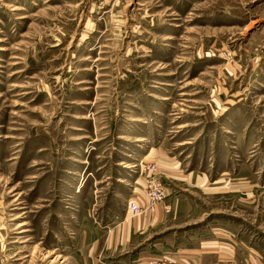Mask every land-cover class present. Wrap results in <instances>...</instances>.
I'll list each match as a JSON object with an SVG mask.
<instances>
[{
	"label": "rangeland",
	"instance_id": "374dc122",
	"mask_svg": "<svg viewBox=\"0 0 264 264\" xmlns=\"http://www.w3.org/2000/svg\"><path fill=\"white\" fill-rule=\"evenodd\" d=\"M157 206L264 264V0H0V264H176Z\"/></svg>",
	"mask_w": 264,
	"mask_h": 264
},
{
	"label": "crops",
	"instance_id": "0c3cea01",
	"mask_svg": "<svg viewBox=\"0 0 264 264\" xmlns=\"http://www.w3.org/2000/svg\"><path fill=\"white\" fill-rule=\"evenodd\" d=\"M175 211L177 214L178 211L177 207L175 208L173 213ZM166 220H167V215L164 214L163 208L161 206L155 207L151 216L150 230L147 234L142 235V237L150 236L149 238H151V236H155L150 240L151 241L150 250L153 253L154 258H160L162 256L171 257L174 258L176 264H188V261L194 259V257H192V255L194 254L197 255L200 254L201 255L200 260L202 261L211 259L210 257L205 258L206 253L208 254L213 253L214 250L218 249L217 248L218 246L213 245L212 247L211 245L213 243L207 244V242L209 241H205L206 239H203V242H201L200 244L199 250H186V248H183L182 246L184 243L188 245L189 238L184 236L180 237L179 235L177 236L174 235L178 232L173 233L169 231L173 229V227H168ZM151 229H152V233L150 235ZM126 232L128 234L129 230L126 229ZM136 233L137 232L133 230L130 234H136ZM208 238H213V236H208Z\"/></svg>",
	"mask_w": 264,
	"mask_h": 264
},
{
	"label": "built area",
	"instance_id": "2783aa9c",
	"mask_svg": "<svg viewBox=\"0 0 264 264\" xmlns=\"http://www.w3.org/2000/svg\"><path fill=\"white\" fill-rule=\"evenodd\" d=\"M151 169L150 171H152ZM165 197V192L162 186V183L152 176L148 179L146 184V198L147 201L151 204H156L162 201Z\"/></svg>",
	"mask_w": 264,
	"mask_h": 264
},
{
	"label": "bare ground",
	"instance_id": "6f19581e",
	"mask_svg": "<svg viewBox=\"0 0 264 264\" xmlns=\"http://www.w3.org/2000/svg\"><path fill=\"white\" fill-rule=\"evenodd\" d=\"M11 10L12 11H16V10H18V8H17V6H14V7L11 8Z\"/></svg>",
	"mask_w": 264,
	"mask_h": 264
}]
</instances>
